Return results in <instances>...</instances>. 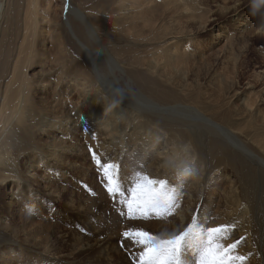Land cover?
<instances>
[{"label":"rangeland","instance_id":"obj_1","mask_svg":"<svg viewBox=\"0 0 264 264\" xmlns=\"http://www.w3.org/2000/svg\"><path fill=\"white\" fill-rule=\"evenodd\" d=\"M87 1L89 10H84ZM139 1L133 0L120 13L118 0H70L73 11L62 13V22L68 27L61 29L56 23L61 22L60 7L65 3L56 0L49 21L40 24L45 31L43 36L49 34L51 27L59 31L49 43L50 60L55 55L53 45L58 46L57 40L64 43L70 37L75 39L72 28L77 25L84 29L85 12L92 22L87 34L94 35L90 38V51L99 66L91 73L106 91L132 103L146 123L156 118L166 121L169 129L179 130L196 142L201 153H214L220 164L214 166L211 157L204 156L201 163L194 165L199 179L177 180L175 172L166 165L158 173L154 166L148 171L155 160V150L148 147L143 152L147 137L134 144V124L128 125L121 146L106 141L105 131L102 135L93 131L86 136L82 131L74 153H45L48 163L35 170L33 196L28 194L15 200L12 220L21 235V245L15 256H6L7 260L2 259L0 264H135L140 248L123 240L120 233L142 228L158 239H167L186 228L192 216L197 218L198 235L183 245V264H198L206 229L222 224L233 228L225 233L221 243L240 241L233 255L246 259L237 264H264V10L251 14V0H241L237 10L235 0H143L146 4L142 6ZM104 11L109 16L107 21L98 18ZM98 35L103 44L95 40ZM177 47L187 55L173 57ZM84 53L94 68V58ZM141 69L180 93L198 94L197 100L186 102L187 106L146 101L138 95L135 81H130L134 80L130 70ZM34 72L37 71H31ZM114 76L119 77L120 88ZM121 89L134 98L121 93ZM81 97L73 93L72 102H82ZM140 125L144 138L148 126ZM93 152L102 164L115 165L112 173L126 195L138 173L168 180L175 186L182 184L178 214L167 219L150 216L130 220L120 216L126 209L119 203V196L113 201L107 194L105 177ZM207 168L213 169L211 174L205 171ZM10 191V187H2L0 206L11 200ZM200 229L205 230L203 234ZM79 237L84 239L83 243L78 241ZM104 242L109 243V257L107 253H97ZM53 244V254H41ZM89 248L92 250L88 251ZM89 258L96 259L90 263Z\"/></svg>","mask_w":264,"mask_h":264},{"label":"bare ground","instance_id":"obj_2","mask_svg":"<svg viewBox=\"0 0 264 264\" xmlns=\"http://www.w3.org/2000/svg\"><path fill=\"white\" fill-rule=\"evenodd\" d=\"M61 1L65 4L60 7L61 22L56 24L62 29V27H68L62 22L64 19L62 13L73 11V7L68 3L70 0ZM240 1L235 0L236 10L239 8L237 3ZM132 2L133 0H118V11L124 12L123 8L130 7ZM56 3V0H0V191L2 187L7 189L10 187L12 194L11 200L5 206H0V263L2 259L7 260L6 256H15L17 247L21 245L19 242L21 235L18 233L15 220H12L15 200L28 194L33 196L32 183L37 177L35 170L48 163L44 160L47 157L45 153L48 151L54 155L60 151L62 156L74 153L76 139L82 131L84 136L93 131L95 135H102L101 132L105 131L106 141H111L112 145L115 142V145L121 146L128 125L134 124L135 133L131 135V139L139 141L147 137L143 142L145 145L143 152H147L148 147L150 150L151 148L155 150V160L149 166L150 170L147 168L149 172L153 166L157 170L155 173L163 169L166 165L165 158L171 152V145H174L177 140L191 142L194 145L196 154L199 156L195 165L201 163L204 156H210L214 166L219 165L221 161L214 153H201V150L196 147V142L191 138L188 139L179 130L169 129L166 121L156 118L146 123L143 114L138 112L132 103L131 105L130 102H126L121 95H111L106 91L91 73L99 69V66L90 51V38L94 35L87 34V27L92 22L85 12H83L84 29L77 25V28H72L75 39L70 37L68 41L64 40V43L57 40L58 46L53 45L55 55L51 61L52 51H50L49 43L56 34H59V31L51 27L48 31L50 35L43 36L45 31L40 24L49 21L50 10L57 6ZM138 4L142 6L146 2L140 0ZM88 6L89 1L83 5V9L89 10ZM98 18L102 21L109 20L105 11ZM204 22L203 18L202 23ZM95 40L103 44L99 35ZM103 49L110 52L107 47ZM84 52L94 58V68L89 65ZM177 52L179 47L172 52L176 59L185 57V51ZM51 62L53 64H50ZM32 70L37 72L31 73ZM123 72H126L125 68ZM130 72L134 76V80L130 79L131 83L135 81L133 85L139 88L138 95L148 102L156 105L185 106L186 102L196 101L198 98V94H190L188 91L181 92L185 94L182 96L177 88L168 84L166 86L152 75H146L144 69L130 70ZM114 78L116 85L120 88L119 77L114 76ZM120 91L134 98L133 94L122 89ZM73 93H79L82 96L80 99L83 100L82 111L79 105L81 101L72 102ZM140 124L148 126L144 138L141 134L144 128ZM137 141L134 144H137ZM115 148L113 151L116 150ZM205 171L211 174L213 169L207 168ZM24 227L25 225H21V228ZM80 237L78 241L83 243L84 239ZM73 240L77 241L75 238ZM41 247L39 245V249ZM91 250L92 248L88 249V251ZM55 251L53 244V246L45 247L41 254L48 256ZM97 253H107L109 257V243L104 242L97 248ZM95 259L89 258L88 261L91 263V260ZM262 261L264 262V253Z\"/></svg>","mask_w":264,"mask_h":264},{"label":"snow or ice","instance_id":"obj_3","mask_svg":"<svg viewBox=\"0 0 264 264\" xmlns=\"http://www.w3.org/2000/svg\"><path fill=\"white\" fill-rule=\"evenodd\" d=\"M93 159L103 171L105 177L104 187L115 201L119 196V203L124 205L126 212L121 211L120 216L130 220L148 219L155 216L162 219L174 217L180 210L178 200L183 185L175 186L165 179H153L147 175L137 174L132 186L127 189V195L122 190L121 183L114 178L112 169L115 165L102 164L93 152ZM177 180H179L176 177ZM196 220L191 217V223L180 232L167 239H158L151 232L142 228H129L120 233L123 240L131 241L139 246L140 251L135 264H183L181 250L186 242L196 239ZM232 225L222 224L206 229V237L200 247L198 264H237L245 261L242 255H233L240 241L231 244L221 243L226 232L231 231ZM200 229V234L204 233Z\"/></svg>","mask_w":264,"mask_h":264},{"label":"clouds","instance_id":"obj_4","mask_svg":"<svg viewBox=\"0 0 264 264\" xmlns=\"http://www.w3.org/2000/svg\"><path fill=\"white\" fill-rule=\"evenodd\" d=\"M264 10V0H251L250 13ZM197 154L191 142L177 140L170 154L165 158L166 166L172 168L179 180L186 178L199 179V173L194 169Z\"/></svg>","mask_w":264,"mask_h":264}]
</instances>
